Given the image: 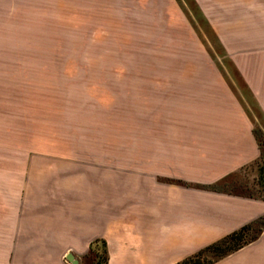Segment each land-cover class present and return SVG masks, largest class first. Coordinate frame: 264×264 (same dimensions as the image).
Listing matches in <instances>:
<instances>
[{
	"label": "crops",
	"instance_id": "0c3cea01",
	"mask_svg": "<svg viewBox=\"0 0 264 264\" xmlns=\"http://www.w3.org/2000/svg\"><path fill=\"white\" fill-rule=\"evenodd\" d=\"M40 1L0 0V14L50 2ZM239 56L231 61L264 114ZM133 75L129 147L92 144L70 106L0 95V264H82L102 243L107 264H175L264 215V201L207 188L259 157L223 73ZM213 264H264V229Z\"/></svg>",
	"mask_w": 264,
	"mask_h": 264
},
{
	"label": "rangeland",
	"instance_id": "374dc122",
	"mask_svg": "<svg viewBox=\"0 0 264 264\" xmlns=\"http://www.w3.org/2000/svg\"><path fill=\"white\" fill-rule=\"evenodd\" d=\"M205 2L208 18L196 0H50L7 6L11 10L0 14V95L44 97L52 109L70 106L76 126L90 129L92 144L129 147L134 72H222L261 145L258 160L231 174L226 190L264 201L258 180L264 114L231 61L240 55L249 64L253 88L264 102V0ZM256 230L253 226L249 234ZM97 250L82 264H107L101 262L103 247ZM202 258L216 260L211 253Z\"/></svg>",
	"mask_w": 264,
	"mask_h": 264
},
{
	"label": "trees",
	"instance_id": "16d2710c",
	"mask_svg": "<svg viewBox=\"0 0 264 264\" xmlns=\"http://www.w3.org/2000/svg\"><path fill=\"white\" fill-rule=\"evenodd\" d=\"M253 134H254V132H253ZM255 139H256V136H255ZM257 144H258V149H260L261 145H260V143H258V141H257ZM260 158H261V166H258V180H259V183L262 187V194H263V200H264V157H263L261 151H260ZM241 170L239 169V171H241ZM229 176L225 177L221 181H218L212 185H209L207 188L209 190H212L215 192H220L222 194H228V195L240 196L242 198L252 199L251 195L244 196V195L232 193V192L226 190V181H227ZM253 226H257L256 233L249 234V231L252 230ZM263 229H264V215L256 218L255 220L249 222L248 224L242 226L241 228H238L237 230L233 231L232 233H230L229 235H227L223 239L206 246L205 248H203L200 251H197L195 254L184 259L182 262L175 263V264H213L217 260H220V259L226 257L227 255L233 253L234 251L240 250L244 246L249 245L250 243L254 242L257 238H259ZM102 247H103L104 258L101 262L104 261L106 263L108 261V258H107V253L104 249L103 243H102ZM94 253H96V252L93 250H90L89 256H91ZM204 253H211V254L215 255L216 260L207 261L206 258H202ZM94 256H96V255L94 254ZM98 263H99V261H97V264Z\"/></svg>",
	"mask_w": 264,
	"mask_h": 264
},
{
	"label": "water",
	"instance_id": "95a60500",
	"mask_svg": "<svg viewBox=\"0 0 264 264\" xmlns=\"http://www.w3.org/2000/svg\"><path fill=\"white\" fill-rule=\"evenodd\" d=\"M69 261L71 264H78V262L76 261V259H74L72 256H70L69 258Z\"/></svg>",
	"mask_w": 264,
	"mask_h": 264
},
{
	"label": "built area",
	"instance_id": "2783aa9c",
	"mask_svg": "<svg viewBox=\"0 0 264 264\" xmlns=\"http://www.w3.org/2000/svg\"><path fill=\"white\" fill-rule=\"evenodd\" d=\"M69 264H71V263L69 262ZM98 264H102V263H98Z\"/></svg>",
	"mask_w": 264,
	"mask_h": 264
}]
</instances>
